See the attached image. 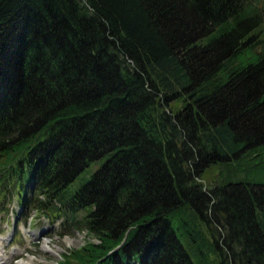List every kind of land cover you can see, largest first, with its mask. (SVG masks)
<instances>
[{"label": "trees", "instance_id": "16d2710c", "mask_svg": "<svg viewBox=\"0 0 264 264\" xmlns=\"http://www.w3.org/2000/svg\"><path fill=\"white\" fill-rule=\"evenodd\" d=\"M263 167L264 0H0V198L87 230L60 264H196L186 203L264 264Z\"/></svg>", "mask_w": 264, "mask_h": 264}, {"label": "rangeland", "instance_id": "374dc122", "mask_svg": "<svg viewBox=\"0 0 264 264\" xmlns=\"http://www.w3.org/2000/svg\"><path fill=\"white\" fill-rule=\"evenodd\" d=\"M96 167L91 166L84 175H91ZM240 177L255 182L264 180L262 174ZM171 217L196 264H220L222 254L211 228L202 219H196L189 204H183ZM187 229L194 233L193 239L182 236ZM87 238L86 229L65 226L61 218L53 220L32 204L25 208L12 193L0 198V251L6 257L4 264H60L66 253L83 245Z\"/></svg>", "mask_w": 264, "mask_h": 264}, {"label": "bare ground", "instance_id": "6f19581e", "mask_svg": "<svg viewBox=\"0 0 264 264\" xmlns=\"http://www.w3.org/2000/svg\"><path fill=\"white\" fill-rule=\"evenodd\" d=\"M6 257H3L2 251H0V264H4L3 263V259H5Z\"/></svg>", "mask_w": 264, "mask_h": 264}]
</instances>
